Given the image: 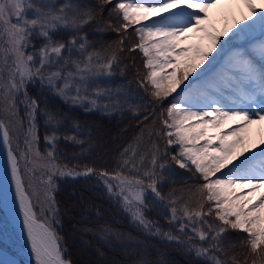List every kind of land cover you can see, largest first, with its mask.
<instances>
[{"label":"snow or ice","instance_id":"snow-or-ice-1","mask_svg":"<svg viewBox=\"0 0 264 264\" xmlns=\"http://www.w3.org/2000/svg\"><path fill=\"white\" fill-rule=\"evenodd\" d=\"M106 5L116 20L97 22L95 30H111L118 39L97 48L84 28ZM222 5L228 7L217 13L225 22L220 30L212 13ZM236 9L243 26L222 40L231 31L228 20L237 22ZM62 32L71 35L57 39ZM126 52L141 54L135 78L147 103H133L134 94L103 83L129 69ZM37 80L89 111L126 106L134 115L146 113L111 171L61 162L62 122L27 92ZM41 116L52 129L44 137L46 153L39 148ZM255 124H264V0H0V141L35 264H72L55 227L56 178L93 175L145 234L183 244L206 264H264V136L249 143ZM73 127L77 135L63 139L83 144L79 124ZM170 162L192 173L195 183L165 195ZM149 195L167 208L179 234L148 217ZM99 235L105 242L135 239L107 226Z\"/></svg>","mask_w":264,"mask_h":264},{"label":"trees","instance_id":"trees-1","mask_svg":"<svg viewBox=\"0 0 264 264\" xmlns=\"http://www.w3.org/2000/svg\"><path fill=\"white\" fill-rule=\"evenodd\" d=\"M86 2L96 5V0H86ZM111 8L112 5L104 6V11L97 13V21L84 28L89 41L97 48L118 39L117 34L111 30L107 32L95 30L97 22L107 26L109 20H116L115 16L109 15ZM131 31L129 29L130 33ZM70 35L69 32H62L57 34V39L67 40ZM126 46H130L128 41ZM122 59L124 64L129 65V69L123 75L117 71L115 76L103 80V83L112 89H124L134 94L133 103L140 102L141 98L144 103H147L148 96L138 88L135 78V73L142 66L140 54L126 52ZM38 97L43 101L40 104L41 108L56 113L57 119L62 122L58 129L59 156L71 164H87L109 171L116 166L123 148L139 132V125L146 114L141 111L145 113L142 117H131L129 115L133 112L126 106L122 110L108 112L101 109L89 111L83 106L66 103L50 90L39 89ZM73 122L80 126L78 138L85 141L83 144H74L63 139L65 133L77 135ZM40 125L42 135L51 134L52 129L45 124L44 116L40 117ZM193 183H195V177L192 173L170 162L169 168L165 169V180L161 190L166 195L173 189H182ZM55 197L61 213L59 235L62 237L67 256L72 264H134L137 258L129 255L133 249L150 250L146 243L150 248H158L155 244L161 243L150 238H144L142 241L134 240L131 243L111 239L108 242L113 244L107 246L109 243L102 245L98 239L96 240L95 235L99 234L104 226L125 235H139L142 232L122 229L128 225L119 222L121 215L118 204L112 200L94 176L64 183L57 189ZM149 203L152 204L148 213L150 218L168 222L170 213L167 208L159 203L153 204L152 200H149ZM71 234H75L74 237ZM229 235L232 240L237 238L235 233ZM120 244H125L127 247ZM81 245H84L85 251L81 249ZM164 250L166 252L164 251L161 257L166 264H206L202 259L179 252L180 249L177 247L165 245ZM85 256H88L90 261H86Z\"/></svg>","mask_w":264,"mask_h":264},{"label":"rangeland","instance_id":"rangeland-1","mask_svg":"<svg viewBox=\"0 0 264 264\" xmlns=\"http://www.w3.org/2000/svg\"><path fill=\"white\" fill-rule=\"evenodd\" d=\"M227 5H222L221 9H214L213 13H212V22L216 24L217 28L220 30H223L225 28V22L223 19L219 18V16L217 15L218 12L226 10L227 9ZM237 11V22L233 23L232 19L228 20V24L231 26V31H228L225 35H222V40L223 39H229L232 36V33L237 31L239 27H242L243 24L239 23V9H236ZM191 12V11H189ZM165 15V14H164ZM254 19V18H252ZM251 22L250 20L248 21H244V23H249ZM236 44H243V41H235ZM212 55H216L215 52H213ZM211 60V58H210ZM207 63L208 62H204V64L202 65L201 68H199L197 71H203L204 67H207ZM195 75V73H194ZM190 80L192 79L191 77L189 78ZM187 83V82H186ZM179 91V90H178ZM20 114H21V108L24 109L23 105H20ZM23 117V116H22ZM255 130V136L257 137V140H260L262 136H264V124H256L254 127H252V130L249 132V136L251 134V132L253 133ZM15 146V145H14ZM41 151V150H40ZM42 152V151H41ZM44 153V152H42ZM237 161H234L233 163H236ZM231 167V165H230ZM22 170H23V165H22ZM224 171H227V169H225ZM26 179V183L29 182L30 177L28 175H25L24 177ZM57 178H61V177H57ZM37 211H39V209H37ZM7 221L5 220V217L3 216V214L0 212V242L2 243V245L6 248H8L9 250H14L17 253L21 254V249L20 247H18L19 245V238L17 237L15 231H14V226L10 225L8 222V224L6 223ZM72 237H74L75 234H71ZM84 246V245H83ZM81 245V249L83 251H85L86 249ZM87 254V253H84ZM22 255V254H21ZM23 256V255H22ZM84 259L86 261H90V258H88V256H85Z\"/></svg>","mask_w":264,"mask_h":264},{"label":"bare ground","instance_id":"bare-ground-1","mask_svg":"<svg viewBox=\"0 0 264 264\" xmlns=\"http://www.w3.org/2000/svg\"><path fill=\"white\" fill-rule=\"evenodd\" d=\"M255 125L251 126L250 131L252 130V127H254ZM257 142H259V140H257V137L255 136V130H254V132L253 133L251 132V134L249 136V143L250 144H255ZM0 144H1V141H0ZM246 154H249V153H246ZM5 208H6L7 215L10 216L11 218H13L14 221L17 223V218H15V216L11 213V210L7 209V207H5ZM18 216H19V219L21 220V226H22V234L23 235L21 236V239H22L23 245H24L23 248H22L23 254L25 255V257H26V259L28 261L27 264H35L34 257L32 256V252H31V245L28 242L27 234H26V232L24 230V227H23V218H22L20 212H19ZM20 262L21 261H18L15 257H12V256L8 255L0 247V263L1 264H21Z\"/></svg>","mask_w":264,"mask_h":264},{"label":"water","instance_id":"water-1","mask_svg":"<svg viewBox=\"0 0 264 264\" xmlns=\"http://www.w3.org/2000/svg\"><path fill=\"white\" fill-rule=\"evenodd\" d=\"M8 181L10 180V176L8 175V179H7ZM0 185H3V184H0Z\"/></svg>","mask_w":264,"mask_h":264}]
</instances>
